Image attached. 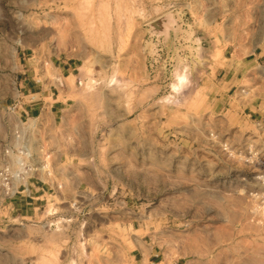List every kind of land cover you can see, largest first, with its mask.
<instances>
[{
	"label": "rangeland",
	"instance_id": "obj_1",
	"mask_svg": "<svg viewBox=\"0 0 264 264\" xmlns=\"http://www.w3.org/2000/svg\"><path fill=\"white\" fill-rule=\"evenodd\" d=\"M231 30L264 40V0H0L2 95L20 58L76 67L30 120L58 191L0 205V264H264V63Z\"/></svg>",
	"mask_w": 264,
	"mask_h": 264
},
{
	"label": "crops",
	"instance_id": "obj_2",
	"mask_svg": "<svg viewBox=\"0 0 264 264\" xmlns=\"http://www.w3.org/2000/svg\"><path fill=\"white\" fill-rule=\"evenodd\" d=\"M230 31L226 37L225 50H232V65L245 64L244 58H239L236 51L244 46L251 48L253 61L264 63V40L256 46L243 45V41L237 38V32ZM240 41V42H239ZM225 51V53H226ZM25 61V62H22ZM22 70L12 79L15 87L12 92L2 95L0 92V108L3 114L16 116V118H38L45 115H53L58 118L65 110L66 102L61 98L62 86L65 85L63 79H68L73 75L76 67L74 63L56 59L20 58ZM24 63V64H23ZM50 64L51 71L55 78L48 76L46 66ZM39 68V69H38ZM7 96L9 98H7ZM52 186L42 178H36L32 182V197L17 196L8 204L9 209L18 212L21 218L31 217L36 209L49 194H54ZM146 264H161L152 261V256ZM142 261H145L142 257Z\"/></svg>",
	"mask_w": 264,
	"mask_h": 264
},
{
	"label": "built area",
	"instance_id": "obj_3",
	"mask_svg": "<svg viewBox=\"0 0 264 264\" xmlns=\"http://www.w3.org/2000/svg\"><path fill=\"white\" fill-rule=\"evenodd\" d=\"M3 114L0 108V128L6 129V135L0 140V205L17 196L32 197V182L36 178L46 180L55 193L58 188L54 181H48L51 176V154L41 144L35 150L33 142V124L30 120L38 118L11 119ZM15 122V123H14ZM38 174L44 177H36Z\"/></svg>",
	"mask_w": 264,
	"mask_h": 264
},
{
	"label": "bare ground",
	"instance_id": "obj_4",
	"mask_svg": "<svg viewBox=\"0 0 264 264\" xmlns=\"http://www.w3.org/2000/svg\"><path fill=\"white\" fill-rule=\"evenodd\" d=\"M232 258V257H231ZM225 260H226V258H225ZM223 263V262H222ZM215 264H217V263H215Z\"/></svg>",
	"mask_w": 264,
	"mask_h": 264
}]
</instances>
